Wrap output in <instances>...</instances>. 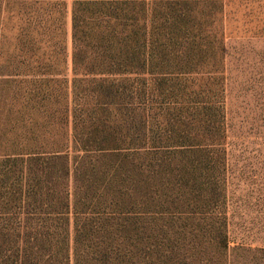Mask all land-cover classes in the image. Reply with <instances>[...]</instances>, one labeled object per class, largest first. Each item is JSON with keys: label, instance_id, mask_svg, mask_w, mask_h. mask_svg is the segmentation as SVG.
<instances>
[{"label": "rangeland", "instance_id": "374dc122", "mask_svg": "<svg viewBox=\"0 0 264 264\" xmlns=\"http://www.w3.org/2000/svg\"><path fill=\"white\" fill-rule=\"evenodd\" d=\"M225 3L223 74L217 7H191L188 47L132 4L129 74L86 77L70 67L72 0H0L2 232L68 246L71 264H264V0ZM199 118L225 139L199 135ZM80 140L97 150L69 153L62 213L64 173L55 187L36 171ZM20 193L36 198L26 214L7 205Z\"/></svg>", "mask_w": 264, "mask_h": 264}, {"label": "trees", "instance_id": "16d2710c", "mask_svg": "<svg viewBox=\"0 0 264 264\" xmlns=\"http://www.w3.org/2000/svg\"><path fill=\"white\" fill-rule=\"evenodd\" d=\"M203 3L217 7V14L220 17L221 28L217 32V44L220 50L218 59L222 66L220 70L213 71L214 74H223V65L225 64L224 44L227 38L225 36V0H72L70 19V67L72 73H79L86 77L89 75L97 76L111 73L129 74V5L132 4V6L139 7L138 12L142 10L145 13L147 8L150 7L153 19L159 22L158 17H160V22L164 21L161 25L165 26L170 32L168 36L169 41L178 43L182 39H185V44L191 47L193 42L196 43L195 38H189L184 34L181 38L179 37V32L182 33L184 31L183 33H185L199 29L202 22L196 18H190L192 14L191 7L193 10ZM159 30L161 31L160 27ZM158 36L156 41L161 40ZM35 46L38 47L37 44ZM153 55L157 54L153 53ZM195 59L197 58L195 57ZM123 66H128V68H123ZM186 73L200 74L199 71ZM94 80L92 79L91 81ZM73 81H75L74 78ZM197 124L199 126V135L208 134L216 137L218 140L221 137L225 139V134H219L217 130V121L212 120L207 125L206 120L199 118ZM87 138L90 139L88 136ZM197 139L196 143L200 144L202 138L197 136ZM92 140H95V138L93 137ZM76 143L78 147L75 150L65 149L62 154L58 153L51 156L50 160L53 164L47 165V168L43 167L44 169L37 167L36 171L38 180L49 181L53 178V182L51 183L55 187L58 174L64 173L66 183H62L64 188H59L58 201L52 204L55 209L62 213H67L70 209L69 180L72 173V165H70L69 153L82 152L85 154L93 149L97 150L95 142L89 143L88 140H80ZM30 167L31 165L28 167L24 166L23 174L25 169H27L28 175L32 173ZM21 189L22 186L19 188V191ZM8 197L9 201L7 205L13 206L14 203H17L18 206L23 208L24 214H26V210L30 207V203L32 204L31 201L33 200L31 198L36 199L35 197H30L28 194L23 195V193ZM48 201V205H50L53 200L50 198ZM13 236L22 238L17 242L19 246L12 244ZM30 236L28 228H22L16 232L13 230V233L10 230L2 232L0 228V254L2 253L0 264H71L69 262L68 246L66 248L60 247L57 251H53L46 241H32L29 239ZM230 242L231 240L228 238L225 229L213 238L214 249L218 253L219 251L229 249ZM235 246L236 244L234 243L233 248ZM56 258L58 260H55Z\"/></svg>", "mask_w": 264, "mask_h": 264}]
</instances>
